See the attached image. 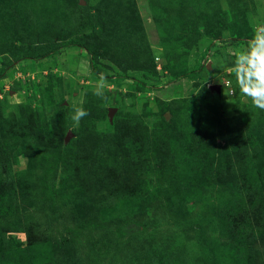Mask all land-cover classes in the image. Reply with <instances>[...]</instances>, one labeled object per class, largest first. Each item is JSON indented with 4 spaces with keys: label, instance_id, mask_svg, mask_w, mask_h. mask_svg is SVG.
Here are the masks:
<instances>
[{
    "label": "rangeland",
    "instance_id": "374dc122",
    "mask_svg": "<svg viewBox=\"0 0 264 264\" xmlns=\"http://www.w3.org/2000/svg\"><path fill=\"white\" fill-rule=\"evenodd\" d=\"M255 25L264 0H0V264H264V110L232 71ZM34 35L87 47L3 70Z\"/></svg>",
    "mask_w": 264,
    "mask_h": 264
},
{
    "label": "clouds",
    "instance_id": "9594fccd",
    "mask_svg": "<svg viewBox=\"0 0 264 264\" xmlns=\"http://www.w3.org/2000/svg\"><path fill=\"white\" fill-rule=\"evenodd\" d=\"M220 68L223 69V66ZM232 71L235 74L239 92L244 97L250 98L257 109L264 110V26H254L253 36L248 40L246 47L235 54ZM105 88V78L101 75L96 81L94 94L103 98ZM232 93L233 91L230 90L226 94ZM86 115L87 112L84 109L78 108L74 119L79 121Z\"/></svg>",
    "mask_w": 264,
    "mask_h": 264
},
{
    "label": "trees",
    "instance_id": "16d2710c",
    "mask_svg": "<svg viewBox=\"0 0 264 264\" xmlns=\"http://www.w3.org/2000/svg\"><path fill=\"white\" fill-rule=\"evenodd\" d=\"M82 25L79 26L78 28H75L74 30H72L71 35H73V36L77 35V33L80 30V28L82 27ZM77 39H79V37H76L75 39H69V40H64L62 38L59 39V38H54V37H49L47 39H44L38 35L37 36L34 35L29 39V44L28 43L26 45L24 44L21 48L17 47L15 49H12L11 58H9L8 62H4L3 70H6L10 66H12L15 60H19L21 58L31 56V55L23 54L25 52L24 50L29 48V47L33 48L34 45H37L38 43H44V44L42 46H40V48H39L40 50L36 49L37 52L34 55L47 54L53 50L58 49L59 47H61V45H76V46H81V47H87L86 44H84V41L82 38H80L79 40H77ZM88 48L92 49V46H88ZM92 68H93V71L95 73L100 74V70H99V68L96 67V65H93ZM0 75H1V73H0ZM29 129L31 131H34L32 126ZM37 134H38V137L42 136V132L40 130H39V133H37ZM41 140L46 141L47 143H51L48 140V138L41 137ZM54 142L57 145H59L63 142L62 137H61V133L59 130L57 131ZM258 200H261V198H259ZM258 200L254 198L253 200H251L252 202H249L247 204L248 207L243 206L246 209V212H245V214H242V217L246 218L247 227L259 228L261 225H264V205L261 202H259ZM237 213H239V211H235L233 214H230L234 228H239L242 226V225H240L239 220H237V219L235 220ZM25 234H26V239L29 243H31L34 239H36L35 234L33 232H31L30 230L26 229ZM27 256L29 258V253L28 254L26 253V257Z\"/></svg>",
    "mask_w": 264,
    "mask_h": 264
},
{
    "label": "water",
    "instance_id": "95a60500",
    "mask_svg": "<svg viewBox=\"0 0 264 264\" xmlns=\"http://www.w3.org/2000/svg\"><path fill=\"white\" fill-rule=\"evenodd\" d=\"M112 114H113V110H110V116H111ZM70 135H71V132L68 133V135H67L66 138L68 139Z\"/></svg>",
    "mask_w": 264,
    "mask_h": 264
}]
</instances>
